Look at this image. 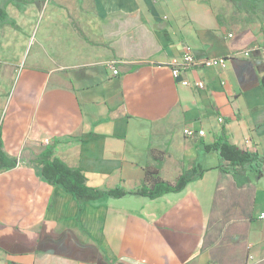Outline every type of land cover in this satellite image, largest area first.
Wrapping results in <instances>:
<instances>
[{
    "label": "crops",
    "instance_id": "obj_1",
    "mask_svg": "<svg viewBox=\"0 0 264 264\" xmlns=\"http://www.w3.org/2000/svg\"><path fill=\"white\" fill-rule=\"evenodd\" d=\"M43 1L0 0V148L16 160L0 166V264H264V170L223 172L206 149L225 130L264 155V60L242 54L264 46V0ZM187 50L229 59L175 78ZM47 147L94 187L206 170L80 209L42 177Z\"/></svg>",
    "mask_w": 264,
    "mask_h": 264
},
{
    "label": "trees",
    "instance_id": "obj_2",
    "mask_svg": "<svg viewBox=\"0 0 264 264\" xmlns=\"http://www.w3.org/2000/svg\"><path fill=\"white\" fill-rule=\"evenodd\" d=\"M5 13L0 9V18H4ZM207 151H216L221 157L218 167L223 172L239 173L254 168L259 174L264 170V155L258 151L248 148H241L230 142L225 130L216 139L206 145ZM16 160L8 158L1 152L0 166L9 167L15 164ZM40 166L42 177L53 185H58L68 193L74 195L80 202V209L84 202L100 198L104 195L119 198L127 194H137L151 199H156L164 194L182 191L189 182L201 178L206 169L185 170L176 182H170L161 178L159 166L147 169L146 178L142 184L133 190H127L122 186L115 188L94 187L88 184V178L83 169L68 165L62 159L54 155V150L47 147L35 160Z\"/></svg>",
    "mask_w": 264,
    "mask_h": 264
},
{
    "label": "built area",
    "instance_id": "obj_3",
    "mask_svg": "<svg viewBox=\"0 0 264 264\" xmlns=\"http://www.w3.org/2000/svg\"><path fill=\"white\" fill-rule=\"evenodd\" d=\"M253 52L259 53L262 56V59L264 60V46H254L248 49H245L242 51V54L245 56H250ZM229 57H220V58H199L197 57L191 50L185 51L181 56H176L171 58V60L168 63V66L171 68L172 73L175 78H178L183 72L187 71L190 68L194 67H210V66H224L226 65ZM114 73H118V69H114ZM181 84L186 86H191L192 82L185 78L181 80ZM197 87H204L205 83L202 80H197L193 83ZM220 121H223V118H220ZM185 134L187 135H204V130H193L191 128H185L184 129ZM46 142H49V139H46ZM262 218H264V212L260 215Z\"/></svg>",
    "mask_w": 264,
    "mask_h": 264
},
{
    "label": "rangeland",
    "instance_id": "obj_4",
    "mask_svg": "<svg viewBox=\"0 0 264 264\" xmlns=\"http://www.w3.org/2000/svg\"><path fill=\"white\" fill-rule=\"evenodd\" d=\"M50 4V0H44L43 3H42V8H46L48 5Z\"/></svg>",
    "mask_w": 264,
    "mask_h": 264
}]
</instances>
